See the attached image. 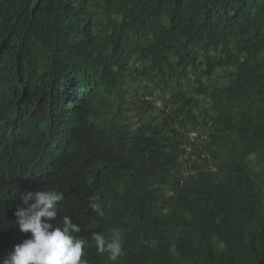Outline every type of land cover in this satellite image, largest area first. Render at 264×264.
<instances>
[{
    "label": "trees",
    "instance_id": "1",
    "mask_svg": "<svg viewBox=\"0 0 264 264\" xmlns=\"http://www.w3.org/2000/svg\"><path fill=\"white\" fill-rule=\"evenodd\" d=\"M25 156L88 264H264V0H0V259Z\"/></svg>",
    "mask_w": 264,
    "mask_h": 264
},
{
    "label": "clouds",
    "instance_id": "2",
    "mask_svg": "<svg viewBox=\"0 0 264 264\" xmlns=\"http://www.w3.org/2000/svg\"><path fill=\"white\" fill-rule=\"evenodd\" d=\"M17 165L20 166L19 180L23 182V186L19 188L17 184L19 193L3 196V199L13 208L19 207L15 212L14 224L20 232L31 235L0 259V264H88L84 240L89 246L96 247L98 255L107 254L110 260L116 261L125 256L121 231L114 230L111 233L109 230L99 231L94 226L84 228L67 215L57 219L60 202L65 198V186L63 192L55 188L38 191L29 186L34 180L39 184L46 180L60 181V173L59 176L55 170L49 175L43 171L33 173L26 156L20 158ZM89 199V207L103 216L100 197L93 196ZM22 205L25 206L20 207Z\"/></svg>",
    "mask_w": 264,
    "mask_h": 264
},
{
    "label": "rangeland",
    "instance_id": "3",
    "mask_svg": "<svg viewBox=\"0 0 264 264\" xmlns=\"http://www.w3.org/2000/svg\"><path fill=\"white\" fill-rule=\"evenodd\" d=\"M128 107V106H127Z\"/></svg>",
    "mask_w": 264,
    "mask_h": 264
}]
</instances>
